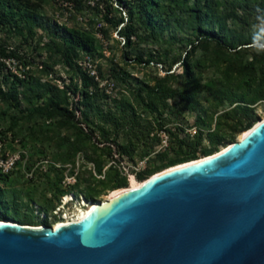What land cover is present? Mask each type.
I'll return each instance as SVG.
<instances>
[{"label":"trees","instance_id":"obj_1","mask_svg":"<svg viewBox=\"0 0 264 264\" xmlns=\"http://www.w3.org/2000/svg\"><path fill=\"white\" fill-rule=\"evenodd\" d=\"M50 1L57 0H0V101L8 104L2 110L11 121L8 130L25 129L24 139L30 137L41 148L45 143L54 147L48 167L38 175L48 179L53 194L49 196L48 189L37 192L30 188L25 203L23 189L0 186V220L50 225L47 218L37 221L19 209L35 202L45 211L53 210L64 194H76L75 189L86 179L82 174L77 173L72 184L63 186L62 182L74 175L72 169L66 174L65 165L74 166L79 156L86 162L83 167L94 163L97 174L103 175L97 178L91 174L98 185L90 182L84 191L86 200L92 202L102 189L129 185L118 163L126 156L134 159L140 145L147 148L138 155H150L147 137L152 134L154 140L161 141L155 127L167 132L175 154L169 157L165 150L156 152L137 173L140 181L220 151L222 144L226 147L259 121L256 109L264 102V28H255L264 25V0H96L94 7L87 0H69L77 12L92 14L88 29L76 21L59 24L47 16L44 6ZM98 21L104 22L100 31L107 41L111 30L125 39L121 59L127 64H161L166 73L140 79L110 58L109 69L99 65V72L102 76L108 72L123 90L115 97L107 94L79 65L86 53L104 55L96 36ZM204 43L214 47L209 74L202 76L198 70L207 58L199 52ZM3 57L16 58L26 68L24 77L5 73ZM57 63L72 72L70 82L63 80V88L40 76L55 73ZM176 64L182 66L179 73L173 70ZM9 75L12 80L5 87ZM177 100V118L184 111L197 118L199 126L192 136L180 123L168 126L167 113ZM144 114H148L145 119ZM6 137L0 130V140ZM22 159H26L22 163L25 170H34L37 160L33 155L23 152ZM105 160L112 163L104 170ZM13 173L15 170L0 172V180L7 181Z\"/></svg>","mask_w":264,"mask_h":264},{"label":"water","instance_id":"obj_2","mask_svg":"<svg viewBox=\"0 0 264 264\" xmlns=\"http://www.w3.org/2000/svg\"><path fill=\"white\" fill-rule=\"evenodd\" d=\"M96 202L54 226L0 220V264H264V118Z\"/></svg>","mask_w":264,"mask_h":264},{"label":"rangeland","instance_id":"obj_3","mask_svg":"<svg viewBox=\"0 0 264 264\" xmlns=\"http://www.w3.org/2000/svg\"><path fill=\"white\" fill-rule=\"evenodd\" d=\"M57 10H58L57 5L53 1H50L49 3L45 4V6H44V13L49 17H55V12ZM87 16L91 17L92 14H89ZM72 22L73 21H71L70 24H72ZM263 28H264V25H259L255 29L260 30ZM39 32L41 33L42 30L39 29ZM2 36H7V35H5V33H2ZM118 40H121L122 42L119 43ZM9 41L13 42V40H11V39H9ZM45 41H47V38H45ZM122 45H123V40L121 39V37L117 34V32L115 30H111V37L106 42V47L108 49L107 54L103 53L104 54L103 56L98 55L95 57L96 60L98 61V67H99V65H101L103 67V69L105 71H107L109 69L110 58H113V59H116L117 61H120V64L125 66L131 72V74L133 76H136L140 79L141 78L142 79H153L156 75L163 76L166 73V67L162 66L161 64H158V65L152 64V65L148 66V65H140V64H137L136 62H132V61L127 64L124 60L121 59V54L123 52ZM213 47H214L213 43H204L201 46V50H200L199 54L202 56V58L203 57L207 58L206 65L202 68H199V70H198L202 76L209 74V65H210L209 55H210V51ZM175 52H176L175 50L172 51V54H174ZM43 58H46V57H43ZM32 67L34 70H36L35 66H32ZM25 70H26V68L24 66H22L21 63H19L18 65L11 64V66H9L7 64V66L4 68L5 73H7V74L13 73L16 75L24 74ZM54 70H55V73L50 72L48 74L40 75L42 80H49L50 82L55 83L57 85H58V81H61L62 83H63V80H65L67 83L70 82V77H71L72 72L69 71L66 67H64L62 63H57L54 66ZM173 70H175L176 73H179L182 71V66L179 64H176L173 67ZM51 74H52V77L50 76ZM105 75L110 76V74L108 72H106ZM1 79L4 82V77H2ZM11 80H12L11 76L9 75L7 78V81L4 82V84L5 83L7 84V85H5V87H8L10 85ZM122 90H123L122 86H117V89L115 90L116 96H118ZM200 95L201 94H199V96ZM204 96H207V94L201 95V97H204ZM7 108H8V104H5L4 102L0 101V130L7 133V137L3 139L5 149L8 152H12V153L24 151L29 155H33L34 159L37 160V164H36L34 170L28 171V170H25L23 168V164L25 161H20L21 164L20 165H18L19 163L17 164V167L14 169L15 173H13V175H11V177H8L7 181L0 180V186L6 187V188L15 187V188L23 189V193H22L23 198H24L23 202L26 203V201H28V198L25 196V192L28 189H30V188L33 189L35 187L38 190L37 192H40L43 189L49 188L48 179L45 176H38V175L41 171H44L48 167V161H46V160H50V156L53 152L52 149H54V147L48 146V143H45V144H43V147H42V148H44L43 149L44 152L42 153L41 152L42 148H41L40 144L34 143L30 137H26V139H24V137L27 134V130L23 129L22 131L19 132L18 127L15 128V131L8 130L11 121L9 120V118L6 117V115H4L2 113V110H6ZM177 108H179V100H177L175 102L171 111H169L167 113L168 118L170 119L168 126H175V124L180 123V124H182V126L185 127L186 133H188L192 136L193 134H195V132L199 126V123L197 122V118H196L195 114H191L188 111H184L183 114L181 115V117L177 118V115L174 114V112L176 111ZM256 114L260 117V119L264 118V102H262L261 104H259L257 106ZM146 115H148V114H144V116H143L144 119L147 118ZM15 132H17L18 135L14 136ZM155 132L158 133V135L161 138V141L157 142L156 140H154L152 137V134H150V136L147 137V142H148L147 145L150 148L151 154L144 157V158H148L145 166H147L149 164V162L152 161L155 153L158 151H164V150L167 151L169 153V157H172L175 154L174 150L170 147V140L169 139L167 140V145H165L162 142V134L165 131L159 129L158 127H155ZM165 133L167 134V132H165ZM242 134L237 136L235 140L240 139ZM120 141L124 142L125 138L123 136H121ZM206 143L207 142H204V144H206ZM230 143L231 142H229L228 145ZM146 148L147 147H145L144 145H140V147L138 148V151L136 152L137 155H135L134 159H131L130 157L126 156V157H124V159L121 162L118 163L119 170L121 171V173L123 175H126L128 178L129 185L126 187L131 186L134 182H140V180L138 178L129 176L127 174V170H129L130 173L140 172L141 170H143L142 169L143 165L140 168L138 163L141 160H143L144 158H141L138 154H139V152H143ZM221 148H224V144L221 145ZM111 163L112 162L110 160H105L104 170ZM84 164H86V162L84 161L83 157L79 156L76 159V163L74 166L72 164H66L65 165L67 167V169L65 171L66 174H68L69 171L72 169V171H74V176L77 173H79V174H82V178H84V179L86 178L85 181L81 182L80 187L75 189L76 194L74 193V195L76 198H79L80 200H81V197H84V195H83L84 191L90 185V182L93 186L98 185L97 180L94 179L92 177V175L96 176L97 178H103V175H99L95 171L94 163H88L86 165V167L82 166ZM138 168H140V169H138ZM68 176H71V175H68ZM53 179H54V175L52 174L51 180H53ZM68 182L69 181H67V179H66V181L64 180L62 182V185L67 186L69 184ZM111 191L112 190L110 188L102 189L100 194L97 196L96 200L92 201V203L96 202L98 200L106 199L111 194ZM51 194H53V193L50 192L48 189V195L51 196ZM77 200L78 199H76L73 203H70V205L65 208L66 211H69L72 214L76 213V215H77V213L80 209H84L81 207V205L79 204V202ZM88 202H90V201H88ZM87 209L88 208H86L84 210H87ZM19 212L22 215H29V214L33 215L35 220H37V221H41V220L47 218L50 225H53V226L56 225L58 222H61L60 218L55 213H53V210H49V211L43 210L40 203L30 202L28 207L22 205L19 209ZM70 220H72V219H69L68 221H70Z\"/></svg>","mask_w":264,"mask_h":264},{"label":"built area","instance_id":"obj_4","mask_svg":"<svg viewBox=\"0 0 264 264\" xmlns=\"http://www.w3.org/2000/svg\"><path fill=\"white\" fill-rule=\"evenodd\" d=\"M57 11L55 12V17H51L53 20L58 22L59 24H66L70 25L71 21H76L79 25L84 27L85 29L89 28V18L84 13H79L76 11L74 7V3L69 0H57ZM86 3L90 5L91 7H94L96 5V0H87ZM74 19V20H73ZM104 25L103 21H98L95 24L96 28V36L99 40V42L103 45V53L107 54V47L106 42L107 40L104 38L102 32L100 31V28ZM123 40V44L125 42V39L121 37ZM2 62L5 64V67L7 64L11 66V64L18 65L20 62L14 58V57H3L1 58ZM79 65L82 67L84 71H86L90 76H92L97 82L100 88L104 89L107 94H109L112 97H115V90L117 89V85L115 80L111 76L104 75L102 76L99 72L98 68V61L94 56H92L89 53H86L80 60ZM15 71V70H14ZM20 77H24V74H18ZM52 77V74L50 75ZM58 85L63 88L64 84L61 81H58ZM80 94L77 93V97H79ZM168 135L164 132L162 134V142L167 145ZM21 152H8L5 149L4 142L0 140V172L3 174H10L16 167L17 164L20 161H25L26 159H22V153ZM26 153V152H25ZM148 158H144L141 160L138 165L142 169H145L146 162ZM50 161V160H46ZM56 166H60L59 163H55ZM138 168V169H140ZM137 169V170H138ZM137 173H130L129 170H127V174L129 176H134L137 178ZM67 181H69V184H72L76 181V178L74 175L67 176ZM66 181V180H65ZM76 199L81 205L82 208H87L91 202H88L85 197H81V200L79 198H76L73 193H66L61 197V201L57 206L53 209V213H55L59 218L60 221H68L69 219L73 220V217L76 216V213L72 214L69 211H66V207L70 205V203H73Z\"/></svg>","mask_w":264,"mask_h":264},{"label":"bare ground","instance_id":"obj_5","mask_svg":"<svg viewBox=\"0 0 264 264\" xmlns=\"http://www.w3.org/2000/svg\"><path fill=\"white\" fill-rule=\"evenodd\" d=\"M246 133H247V131L243 132V134H246ZM243 134H242V136H243ZM242 136H241L240 138H242ZM191 161H193V160H191ZM187 162H189V161H187ZM131 177H134V176H131ZM143 181H144V180H143ZM143 181H140V182H134V183H133L131 186H129V187H137V186H140V185L142 184ZM126 188H127V187L117 188V189H115V190H112V191H111V194H112V193L120 192V191H122V190H125ZM96 203H97V202H93V203H91V204L89 205V207H87V208H88L87 210H84V209H86V208H84V209H80V210L78 211L76 217L73 218V220H79V219H81L82 217H84L85 214L90 210V208L93 207ZM61 222H67V221H61ZM61 222H58L57 224H59V223H61Z\"/></svg>","mask_w":264,"mask_h":264}]
</instances>
